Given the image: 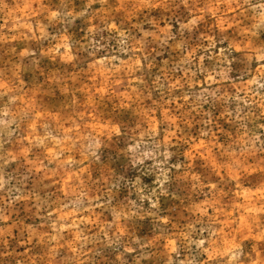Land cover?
Segmentation results:
<instances>
[{"label":"rangeland","instance_id":"1","mask_svg":"<svg viewBox=\"0 0 264 264\" xmlns=\"http://www.w3.org/2000/svg\"><path fill=\"white\" fill-rule=\"evenodd\" d=\"M0 264H264V0H0Z\"/></svg>","mask_w":264,"mask_h":264}]
</instances>
